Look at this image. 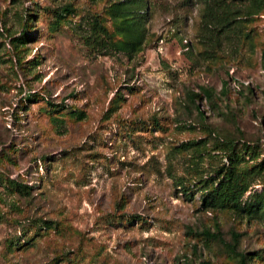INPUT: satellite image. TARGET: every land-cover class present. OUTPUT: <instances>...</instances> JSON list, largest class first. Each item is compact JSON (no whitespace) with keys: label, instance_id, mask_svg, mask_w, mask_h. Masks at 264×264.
Wrapping results in <instances>:
<instances>
[{"label":"rangeland","instance_id":"rangeland-1","mask_svg":"<svg viewBox=\"0 0 264 264\" xmlns=\"http://www.w3.org/2000/svg\"><path fill=\"white\" fill-rule=\"evenodd\" d=\"M116 1L0 0V264H264V0Z\"/></svg>","mask_w":264,"mask_h":264},{"label":"trees","instance_id":"trees-1","mask_svg":"<svg viewBox=\"0 0 264 264\" xmlns=\"http://www.w3.org/2000/svg\"><path fill=\"white\" fill-rule=\"evenodd\" d=\"M218 0H213L214 7L209 9L204 16V20L206 23L208 22L209 25H214L215 27L225 28L228 26L234 19L236 13L230 9V7L220 8L219 4L217 3ZM70 7L67 6L65 8V12L70 11ZM146 5L143 0H118L113 3L112 9L110 12L114 19H121L122 20V32L125 33L126 41L121 45L118 46L114 44L112 41L109 42L110 47H113L116 50H121L125 52L135 51L137 48L140 47L142 43V38L140 32L137 31L138 28H143V20L146 14ZM94 27H98L103 35H107V31L104 27L100 24L97 26L95 24ZM104 42H100L103 44ZM231 254H234L236 258L237 264H249V259L247 255L236 253L232 250H228Z\"/></svg>","mask_w":264,"mask_h":264}]
</instances>
